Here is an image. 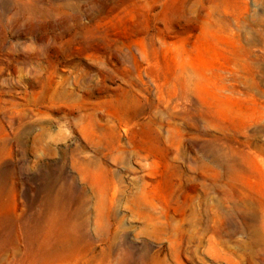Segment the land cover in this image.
I'll list each match as a JSON object with an SVG mask.
<instances>
[{
	"label": "rangeland",
	"instance_id": "374dc122",
	"mask_svg": "<svg viewBox=\"0 0 264 264\" xmlns=\"http://www.w3.org/2000/svg\"><path fill=\"white\" fill-rule=\"evenodd\" d=\"M0 264H264V0H0Z\"/></svg>",
	"mask_w": 264,
	"mask_h": 264
}]
</instances>
